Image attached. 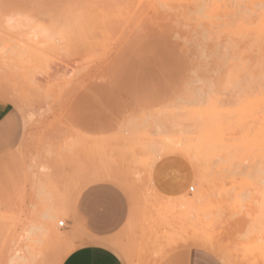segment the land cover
Listing matches in <instances>:
<instances>
[{
	"label": "rangeland",
	"instance_id": "374dc122",
	"mask_svg": "<svg viewBox=\"0 0 264 264\" xmlns=\"http://www.w3.org/2000/svg\"><path fill=\"white\" fill-rule=\"evenodd\" d=\"M0 101L22 121L0 155V264L21 263L24 229L22 252L59 264L58 222L94 185L128 201L125 264H264V0H0Z\"/></svg>",
	"mask_w": 264,
	"mask_h": 264
},
{
	"label": "crops",
	"instance_id": "0c3cea01",
	"mask_svg": "<svg viewBox=\"0 0 264 264\" xmlns=\"http://www.w3.org/2000/svg\"><path fill=\"white\" fill-rule=\"evenodd\" d=\"M21 124L10 104L0 101V155L16 150ZM65 216L63 227L73 246L59 264H125L117 249L131 217L128 201L118 190L107 185L83 187L72 194ZM157 264L215 263L191 249H175Z\"/></svg>",
	"mask_w": 264,
	"mask_h": 264
},
{
	"label": "bare ground",
	"instance_id": "6f19581e",
	"mask_svg": "<svg viewBox=\"0 0 264 264\" xmlns=\"http://www.w3.org/2000/svg\"><path fill=\"white\" fill-rule=\"evenodd\" d=\"M16 16V15H15ZM9 17V16H8ZM18 17V16H17ZM12 19V18H11ZM11 19H8V20H6L7 21V24H9L10 23V21H11ZM17 20H18V18H17ZM16 20V21H17ZM14 23H15V21H14ZM11 25H12V23H11ZM28 25V24H27ZM29 25H30V23H29ZM33 28H35V27H33ZM37 28V27H36ZM40 28V27H39ZM42 28H40V33H41V31L43 30H41ZM33 29H31V31H32ZM34 31V30H33ZM43 32V31H42ZM32 33V32H31ZM34 34V33H33ZM153 161L154 162H152L151 163V165L149 166V168H148V170H147V174L145 175V184H147L146 185V187H150V186H148V184L151 182V169L153 168V166H154V164H155V161L156 160H154L153 159ZM144 179V178H143ZM191 188V187H190ZM189 188V189H190ZM194 188L192 187V190H193ZM154 191V190H153ZM153 194H154V196H155V198L153 199V201L154 202H156V203H161L160 201H162L163 203H164V201L166 200V199H168V198H165V197H162L158 192H153ZM197 199H192L191 201H188V204L190 203V204H192V205H194V204H196V203H199L201 200H202V198L201 197H196ZM205 199H206V197H205ZM157 200V201H156ZM171 200L172 199H168L167 200V202L165 203V204H167V205H163V203H161L163 206H165V208H173V206H175V205H173L172 203H170L171 202ZM152 201V200H151ZM168 201H169V205H168ZM186 203V202H185ZM177 207H179V205L177 206ZM20 221V220H19ZM23 225V224H22ZM22 227V226H21ZM20 229H22V228H20ZM27 230H25L24 229V231L23 232H21V230H20V233H16L15 232V238H14V243H13V245H14V249H13V254H14V256H17L18 257V259L20 260V264H38V262H39V260H40V249H36V248H31V251H24L25 253H23L22 252V249H21V245H23L22 244V242L26 239V235H27ZM11 234V233H10ZM11 236H13V235H11ZM194 240H196V238L194 239ZM197 241V240H196ZM183 242V241H182ZM185 242L186 241H184V243L182 244V243H179V244H181V245H183V246H185ZM193 242V243H192ZM192 242H191V240H190V242L189 243H192V244H194V243H196V242H194L193 240H192ZM202 242V241H201ZM177 244H178V242H177ZM176 244V245H177ZM204 244V243H203ZM52 245V244H51ZM196 245V244H195ZM199 244H197V246H198ZM178 246V245H177ZM180 246V245H179ZM203 246V245H202ZM51 247V246H50ZM49 247V248H50ZM176 247V246H175ZM10 248H12V247H10ZM46 248V247H45ZM44 248V250H46ZM174 248V247H173ZM196 248V247H195ZM24 250V249H23ZM26 250V249H25ZM43 250V249H42ZM41 250V251H42ZM174 250H175V248H174ZM43 252V251H42ZM45 252V251H44ZM43 252V253H44ZM58 252V251H57ZM56 252V253H57ZM60 252V251H59ZM42 253V254H43ZM59 254V253H58ZM58 254H55V255H58ZM45 255V254H44ZM54 255V254H53ZM162 255H164V254H162ZM58 256H60V254L58 255ZM14 259V258H13ZM56 260H57V257L55 258ZM53 264H54V262H53Z\"/></svg>",
	"mask_w": 264,
	"mask_h": 264
},
{
	"label": "built area",
	"instance_id": "2783aa9c",
	"mask_svg": "<svg viewBox=\"0 0 264 264\" xmlns=\"http://www.w3.org/2000/svg\"><path fill=\"white\" fill-rule=\"evenodd\" d=\"M192 191H193L192 188H190V189H189V192H192ZM58 226H59V227H63V222H61V221L58 222Z\"/></svg>",
	"mask_w": 264,
	"mask_h": 264
}]
</instances>
